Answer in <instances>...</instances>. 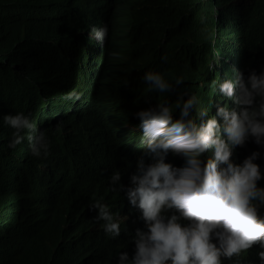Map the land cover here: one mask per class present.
I'll list each match as a JSON object with an SVG mask.
<instances>
[{
	"label": "trees",
	"instance_id": "1",
	"mask_svg": "<svg viewBox=\"0 0 264 264\" xmlns=\"http://www.w3.org/2000/svg\"><path fill=\"white\" fill-rule=\"evenodd\" d=\"M125 1L104 0L100 11L101 0H0V48L9 45L14 31L22 40L0 59V117L15 110L30 114L49 139L47 157H32L26 139L8 149L10 134L0 121V264H116V253L143 228L138 209L128 205L120 236L111 238L73 204L102 199L113 208L124 206L119 195L108 196L102 170L118 159L124 164L122 159L134 152L130 165L120 166L121 182L127 185L135 172L139 148L119 129L126 110L138 103L131 100L135 86L142 105L173 98L183 87L205 104L198 79L216 59L215 34L204 19L210 3ZM107 20L113 33L100 49L86 32ZM219 29V37L226 33L245 42L234 58L242 69L251 68L255 44L264 46V8L223 9ZM153 50L164 52L148 53ZM161 56L167 57L165 63ZM145 69L171 81L183 77V84L161 95L149 92L140 80ZM73 90L79 99L65 101ZM90 213L89 218L96 216V210Z\"/></svg>",
	"mask_w": 264,
	"mask_h": 264
},
{
	"label": "clouds",
	"instance_id": "2",
	"mask_svg": "<svg viewBox=\"0 0 264 264\" xmlns=\"http://www.w3.org/2000/svg\"><path fill=\"white\" fill-rule=\"evenodd\" d=\"M208 3L204 19L215 34L216 59L198 79L205 104L183 87L173 98L156 103L148 99L142 105L135 86L131 100L138 103L126 110V123L119 128L139 148L135 172L127 185L121 182V167L130 165L134 152L122 159L124 164L118 159L114 167L102 170L108 176V196L119 195L124 206L113 208L102 199L73 204L83 209L87 222L99 221L111 238L120 236L128 205L138 209L143 228L135 229L128 248L116 253V264H264V46L255 44L256 59L244 70L234 57L245 42L226 33L219 37L223 9L264 8V0ZM88 33L101 49L113 24L102 21ZM15 34L0 48L1 60L22 42ZM160 59L167 61L165 56ZM140 80L158 95L183 84V77L171 81L147 69ZM63 99L75 101L79 94L73 90ZM0 121L10 134L8 149L26 139L32 157L48 156V136L30 114L7 111ZM89 210H96V216L89 218Z\"/></svg>",
	"mask_w": 264,
	"mask_h": 264
},
{
	"label": "bare ground",
	"instance_id": "3",
	"mask_svg": "<svg viewBox=\"0 0 264 264\" xmlns=\"http://www.w3.org/2000/svg\"><path fill=\"white\" fill-rule=\"evenodd\" d=\"M151 17H156V18H159V16L157 15V16H153V15H151ZM133 18H139V16H134ZM158 20V19H157ZM166 26H172V24H168V25H166ZM121 36H123V34L121 33ZM176 44L175 43H172V45H171V47H173V48H175L174 46H175ZM162 52H164V51H160V50H153V51H149L148 53L149 54H154V55H159L160 53H162ZM171 53H172V55H176L177 53H178V51L177 50H174V51H171ZM249 62V61H248ZM182 73V72H181ZM9 186H11V185H9ZM23 226V224H20L18 227H22Z\"/></svg>",
	"mask_w": 264,
	"mask_h": 264
},
{
	"label": "water",
	"instance_id": "4",
	"mask_svg": "<svg viewBox=\"0 0 264 264\" xmlns=\"http://www.w3.org/2000/svg\"><path fill=\"white\" fill-rule=\"evenodd\" d=\"M131 2V0H127V1H125L124 3L125 4H128V3H130ZM100 8V11L101 10H103L104 9V7H105V3H104V0H101V2H100V4L98 5ZM135 11L133 10V11H125V13L127 14V15H129V14H133ZM229 99V98H228ZM173 116H174V118L175 117H177V113L175 112H173ZM259 183H261V182H259Z\"/></svg>",
	"mask_w": 264,
	"mask_h": 264
}]
</instances>
